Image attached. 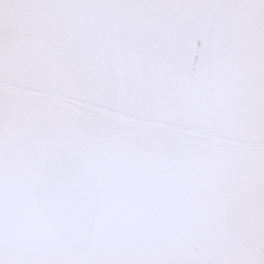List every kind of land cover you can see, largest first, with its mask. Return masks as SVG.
<instances>
[{
    "label": "snow or ice",
    "instance_id": "6c2138e0",
    "mask_svg": "<svg viewBox=\"0 0 264 264\" xmlns=\"http://www.w3.org/2000/svg\"><path fill=\"white\" fill-rule=\"evenodd\" d=\"M0 264H264V0H0Z\"/></svg>",
    "mask_w": 264,
    "mask_h": 264
}]
</instances>
